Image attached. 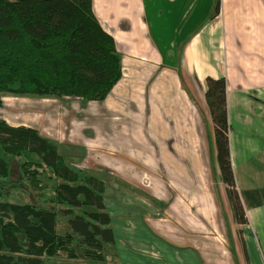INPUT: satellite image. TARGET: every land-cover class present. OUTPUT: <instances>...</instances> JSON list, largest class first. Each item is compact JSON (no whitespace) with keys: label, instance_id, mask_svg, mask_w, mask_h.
Listing matches in <instances>:
<instances>
[{"label":"crops","instance_id":"0c3cea01","mask_svg":"<svg viewBox=\"0 0 264 264\" xmlns=\"http://www.w3.org/2000/svg\"><path fill=\"white\" fill-rule=\"evenodd\" d=\"M195 2L92 0L95 16L116 43L122 78L104 101L84 106L77 101L76 110L66 105L65 99H56L80 117L75 123H84L83 136L78 138L83 144L88 147L91 140L86 139V133L97 136L100 152L105 154L103 167L115 175L104 192L114 233L115 264H240L244 242L257 256L256 247L262 243L264 253V195L253 202L247 197L239 199L246 223L238 224L215 162L212 121L204 96L206 78H224L229 125L241 123L249 111L254 119H264V0L258 11L248 13L244 8L234 15L230 13L232 0H220L218 10L204 23L194 12L180 41L176 19H187ZM254 14L258 20L252 21ZM259 126L264 128V121ZM42 127L34 129L45 136ZM206 129L210 136L204 133ZM71 130L76 131L73 122ZM122 138L130 143H122ZM206 138L211 141L209 148ZM247 138L233 133L228 136L235 183L244 152H251L249 143H243ZM120 145L126 148L122 151L131 166L120 156ZM112 150L113 157L122 162L111 158ZM202 165L206 171L214 167L217 187L207 183L205 188ZM166 170L177 175H168L174 182L169 180V186ZM145 173L151 175L149 182L142 178ZM171 189L178 192L174 195ZM221 205L230 215L229 227L189 235L181 226L191 213L218 220ZM55 259L45 260V264Z\"/></svg>","mask_w":264,"mask_h":264},{"label":"trees","instance_id":"16d2710c","mask_svg":"<svg viewBox=\"0 0 264 264\" xmlns=\"http://www.w3.org/2000/svg\"><path fill=\"white\" fill-rule=\"evenodd\" d=\"M219 5L217 0V10ZM121 78L116 43L95 16L92 0H0V108L4 96L101 102ZM205 85L215 162L242 225L226 82L208 77ZM105 187V179L70 165L36 129L0 120V264H45L62 255L106 264L114 233ZM19 195L27 201H11Z\"/></svg>","mask_w":264,"mask_h":264},{"label":"rangeland","instance_id":"374dc122","mask_svg":"<svg viewBox=\"0 0 264 264\" xmlns=\"http://www.w3.org/2000/svg\"><path fill=\"white\" fill-rule=\"evenodd\" d=\"M216 1L217 0H196L195 7L189 13L190 15L187 19H176V29L179 28V33H181L179 37L180 41L188 30V26H186L185 29H183V27L187 24L192 14L195 12L198 19L203 23L210 20L212 13L214 14L217 11ZM259 5H262V0H232V6H230V13L234 15L236 13H239L244 8H248V13L252 9H256L258 11ZM181 13L182 12L180 9V14H177V17L180 16ZM251 19L252 21L258 20V16L254 14L253 18ZM190 24H192V22L189 20L188 25ZM2 100L3 106L0 108V117L7 120L8 124H10L11 126H24L33 129L36 126H40V124H43L42 128H44L45 130L42 131V134L53 140L58 145L60 154L64 156L65 160L70 165L80 170L95 173L99 177L105 179L107 189L110 185V182H114L115 175L111 173V171L103 167L104 165L102 161L105 158V154L103 152H100V141L98 139L95 140L97 136L95 137V135L92 133H90V135H88L89 133L85 134L86 139L91 138V140L87 142L88 147L78 139L83 136V130L85 129V125L83 122H80V124L75 123V119H77V117L80 118L79 116L76 117V113L68 111L67 108L63 107V104L53 98L4 96ZM65 101H68L66 105L70 104L73 109H79V103H77V101L72 99H65ZM82 105L84 106L85 104L82 103ZM68 117H70V121ZM54 121H58V125H52ZM262 121H264V119H254V117L251 115V111H249L247 117L245 119H242L241 123L230 124L231 128L229 131L230 133L240 134L243 135L245 138H249V140L244 139L243 143H245V145H248L249 143L248 148L251 152H244V162L236 168V183L234 189L237 192L239 199H244V197H247L251 199L252 202L254 200H258L261 194L264 195V128L259 126L260 122ZM72 122L73 128H76V131L71 130ZM86 129L88 130V128ZM68 131H70L69 138L66 135L68 134ZM204 133L208 134V136L211 135V132L208 129L204 130ZM121 141L126 145L130 143L127 138H122ZM205 143L208 146V143H211V141H208V139L206 138ZM90 144H92V146H89ZM119 149H121L120 156L125 158L123 159L124 163L129 164L131 166L130 161H128L130 158L126 160L127 157H125V152L122 151L126 150V148L120 145ZM166 153L169 154L167 150ZM110 156H112V159L118 162H122L119 157H113L115 156L114 150L111 151ZM168 163L169 162L166 161V166H169ZM202 170L206 181V184L203 183L205 188L207 186V183L210 186L214 185L217 187V183L214 179V167L211 166V171L209 169L208 171H206L202 165ZM166 173V185L169 186V182L171 184H174L173 179L171 177H174V175L177 176L176 173L170 172L169 170H166ZM168 175L171 177H168ZM142 178H149V182L151 175L145 173V175L142 174ZM152 179L156 180L158 178L152 177ZM212 189H208V191L211 192ZM215 191L222 196V191L219 188H216ZM171 192L175 195L178 192V189H171ZM251 193H255L254 197H256L257 199L252 197L250 195ZM11 201H18L22 203L27 201V197L25 195H19L17 198H12ZM175 202L181 203L177 199H175ZM108 204L110 206V210L114 214V206L112 205L111 200L108 201ZM182 204L184 203L182 202ZM184 205H182L181 207H185ZM178 206L180 207V205ZM193 208H195V206H193ZM223 208L224 206L221 205L222 211L219 214L218 220H215L214 218L208 219V217L203 214L199 215L198 213H196L197 215H194L193 213H191L188 214L187 217L185 216L186 222L184 224L181 223V226L186 228L185 230L188 232L189 235H195L200 232H204L205 234H211L215 231L218 232V229H222L223 225L225 227H229L230 215L228 217L227 211H225L226 208H224L225 210H223ZM174 222L176 224L179 223L178 221ZM231 228L233 229L234 226L230 220L229 230H231ZM238 228H240V230L243 229L242 227H237V229ZM59 230L61 231L60 233H63L64 231L62 226L59 227ZM145 248L147 249L146 245ZM256 248L260 256H257L255 254L252 249V246L249 245L247 242L242 243V248L240 249V264H264V253L262 243H259ZM104 256L106 264L116 263L113 246H110L106 249ZM55 261L56 262H53L51 264H60V262H62L61 264H66L68 261L70 262L69 264H76L75 261H71L63 255L57 257ZM79 261L84 260H76L78 264H82ZM86 262L87 264H97L96 262Z\"/></svg>","mask_w":264,"mask_h":264}]
</instances>
